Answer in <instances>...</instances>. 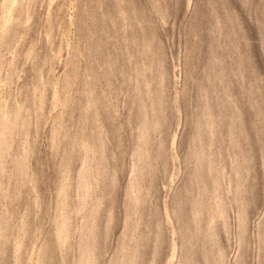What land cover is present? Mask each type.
Segmentation results:
<instances>
[{"label":"rangeland","instance_id":"1","mask_svg":"<svg viewBox=\"0 0 264 264\" xmlns=\"http://www.w3.org/2000/svg\"><path fill=\"white\" fill-rule=\"evenodd\" d=\"M0 264H264V0H0Z\"/></svg>","mask_w":264,"mask_h":264}]
</instances>
